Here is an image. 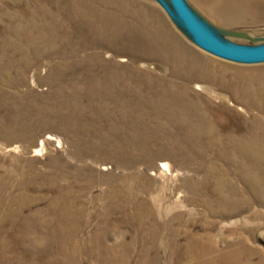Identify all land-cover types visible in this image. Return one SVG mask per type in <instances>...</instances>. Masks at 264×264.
Masks as SVG:
<instances>
[{"label": "rangeland", "instance_id": "1", "mask_svg": "<svg viewBox=\"0 0 264 264\" xmlns=\"http://www.w3.org/2000/svg\"><path fill=\"white\" fill-rule=\"evenodd\" d=\"M65 1L72 3L0 0L15 21L0 10V264H66V256L50 243L49 219L77 229L74 237L84 247L75 254L78 264H225L218 256L231 250L242 251L240 264H259L264 258V63L242 64L203 50L156 0H119L105 7L133 25L152 18L177 35L191 55L202 56L210 79L198 78L197 66L164 60L129 25L114 44L98 41L95 52H87L80 43L82 24L67 20L74 6ZM237 1L246 17L241 22L225 21L224 12L187 0L224 38L264 42V0ZM42 4L55 17L42 13L33 27L38 18L33 13ZM39 34L42 42L30 49L29 35ZM12 39L19 50L11 48ZM61 53L74 57L61 60ZM89 64L93 74L86 71ZM23 72L26 83L18 86ZM107 78L112 88L121 89L115 91V105L99 102V95L93 100L87 91L91 79ZM170 88L188 91L187 100L197 104L198 133L188 131L196 129L193 123L181 127L168 109L152 107L154 97L161 92L167 98ZM139 97H153L146 101L148 109L136 101ZM100 108L108 114H100ZM114 109L132 114L116 122ZM147 112L150 131L130 140L136 133L125 127L133 113L145 120ZM110 123L124 128L114 139L132 141L133 151L121 147V155L111 157L116 146L100 134ZM43 140L46 150L39 154ZM165 161L172 170L162 167ZM63 205L71 212L64 222L57 220ZM193 237L213 242L216 249L200 260L184 259L180 248ZM66 247L61 249L73 253Z\"/></svg>", "mask_w": 264, "mask_h": 264}, {"label": "bare ground", "instance_id": "2", "mask_svg": "<svg viewBox=\"0 0 264 264\" xmlns=\"http://www.w3.org/2000/svg\"><path fill=\"white\" fill-rule=\"evenodd\" d=\"M116 1H119V0H72V3L71 2L67 3L65 1L66 6H68L70 4H73V6H74L67 13V20L70 22L76 23V24L77 23L82 24V30L84 31V33L82 34V38L80 40V43H81V45L83 44L84 46H86L85 50L87 52L89 50H92L95 52L96 46L99 47L98 43H97L98 41L104 42L105 40H109L111 43L114 44L113 41L115 40V38H116V40H119L120 36L122 35V32H123L122 27L124 25H129L130 27H133L134 29H136L135 32L138 33V35L140 34L142 36H145L146 40L152 44V46H151V47H153L152 50L153 51L155 50L156 54H160V56L164 60L170 61L173 63L176 62L180 66L181 65L184 66V64L187 62L189 67L191 65L198 67V68H195L197 70L196 74H197L198 78H200V79H210L211 78L210 72L207 71L206 68H204V66L202 65V59H201L202 56L201 55H197V56L191 55L190 49L187 47V45L185 43H183L181 38H179L177 35L172 37L169 34V32L165 28L163 30V28L160 25L157 27L156 21H153L152 18L150 21L145 20V19H144V21L138 20L137 23L133 25V24H130L132 22L131 20L127 21V20H125V18H123V20H122L119 15H115L112 11L106 10L105 6L109 5L110 2H112V4H114ZM195 1H197V3H199L202 7L206 8L210 11H213L218 15H219V12H224L225 15H223V18L225 21L241 22V21L246 20V17L243 16L242 5L237 0H195ZM55 3H59V4L62 3L63 4V0L62 1L56 0ZM42 5H40L39 10H37L33 13L34 16H38L37 19L32 20L33 27L38 28L39 16L42 13L45 14V16L51 18V20L55 17L54 13H49L48 11H45L43 9V7L45 5H43V6ZM117 6L119 7L121 5L118 4ZM117 6L115 5V8ZM0 10H2V12H1V14L3 15L2 17H4V18L7 17L13 23L15 22L14 20L10 19V17H9V14H11L10 10H6L5 8H0ZM116 11L119 12V9L116 8ZM121 12H126L128 15L130 14L126 10H122ZM141 13L143 14V12H138L137 16ZM55 15L57 16V13H55ZM133 17L136 19L135 15H133ZM252 18L256 19L255 16H252ZM159 19L162 20L161 17ZM1 20H3V19H1ZM149 25H153L154 29L150 30ZM129 26H127V27H129ZM105 30H110V31L105 32ZM114 30H115V32H114ZM15 36H17L18 38H20V37L26 38L25 34L22 32H18V33L16 32ZM34 36L29 35V38L31 39V44L29 43V45H30V49L35 50L39 47L38 43L42 42L43 34L42 35L41 34L34 35ZM169 41L179 42V44L175 45L174 43H171ZM10 46H12L11 47L12 49L19 50V48L17 46V42L14 39H12V41H10ZM28 49L29 48L27 47V50ZM30 49H29V51H30ZM68 55L70 56V58L74 57L73 53H69V54L61 53V54H59V57L61 58V60H66ZM95 55L101 56V52L99 54H95ZM61 60H60L61 64H59V66H61V65L64 66L65 64L63 62H65V61H61ZM93 60L94 61L98 60V63H99V57H93ZM87 62L89 63V61H87ZM192 69H194V68H192ZM93 70H94V66L90 65V67H88V69L86 71L89 74H93ZM21 71H24V70L21 69ZM24 72H23V75H21L22 78H20V80L22 79V81L18 80V82H17L18 86L20 84L26 83V74ZM19 73H20V71H19ZM119 77L122 78L121 75H119ZM12 81L13 80L11 79V84H12ZM122 82H123V80H122ZM14 84H16L15 79H14ZM71 84L72 83H70V85ZM93 85H99L100 88H91V87H93ZM88 86H89V88H87V91L89 92V95L92 97L93 100H95L97 95H99L97 97L98 99H100L99 102H101V103L106 102V104L107 103H109V104L113 103L114 105L116 102L115 101V98H116L115 95L117 93L115 91L121 90L120 88H117V89L112 88L113 87V81L109 78L103 79L100 81H95L94 79H91V81L88 82ZM169 86H175V83H173ZM200 88L206 90L210 94L215 93V91L212 88H209L205 85L200 86ZM166 92H167V96H166L167 98H163L162 93L160 92L156 97H154L153 101L149 100L150 98H153V97H148V98L146 97V99L148 101H152L153 105L152 104L151 105L155 110H160V109L167 110L168 109V111H167L168 116L170 118H172L177 125L184 127V128L185 127L188 128L193 123V125L195 126L196 129L191 130L189 128L188 131H190V133H193V134L198 133L199 128H201V126L199 124L202 123L200 120H198V118H200V116L198 115L200 112H198L199 108L195 102H192V101L190 102L187 100L188 98H186V95H187L188 91L185 93L184 92L177 93L171 89V91H166ZM158 97L161 99H159ZM74 100H75L76 104L79 103L78 98H75ZM147 100H145V97H143V98L139 97L136 101L140 105H142L144 108L148 109L146 107V101ZM118 101H121V100H118ZM124 103H125V101H124ZM94 113H96V112L94 111ZM99 113L103 114V115L108 114L104 108H100ZM113 114L116 117L114 121L118 122L119 120L117 117L127 118V117H129L130 114H132V112L125 113L124 111L114 109ZM143 119H144V116L142 114L134 115V113H133L132 121L129 122V124H127L125 127L126 132L136 133L134 135H131L130 140H134L133 137L137 138V135L139 133H143L144 131L146 132L147 128H148L147 132L150 131L149 129L151 127V124L148 121V112L145 115V120H143ZM192 120H193V122H192ZM202 121H203V119H202ZM143 125H145V129L143 128ZM121 129H124V128H121L119 125H117L115 123H112V124L110 123V126L107 128V132H104L102 134V132L99 131L100 134L102 135V138L106 142V144L116 146V148H114V151L112 153H110L111 157L120 156L122 153L121 147L125 150H130L131 145H133L131 143L132 141H128L127 139H125L124 144H122L124 139L122 140L119 138V140L116 142V140L118 138L114 139V135H115L114 133H116L118 130H121ZM157 132H160V134L165 135L164 132H162L160 130H156V133ZM45 150H46V141L43 140L41 142L40 147H38L36 149V151H37V153L42 154L43 151H45ZM131 151H133V150H130L129 152H131ZM153 165H154V163H153ZM162 167L165 170H169V171L172 170L171 163L166 162V161L163 162ZM68 206L69 205L61 206V210L63 213L59 212L57 220L64 222V220L69 219L68 215H70L71 212L69 211V214H67V210L68 209L70 210V208ZM53 209H54V207H53ZM67 216H68V218H67ZM49 221L50 222H46L45 225L48 228H50L51 232H52L50 234L51 235L50 236V243L52 244V242H53L55 244L54 246L56 248L58 247V249L60 250V253L64 256H66V260H67L66 264H78V262L76 261L77 256H75V254L79 251L83 252L84 247H82L80 240L78 238L74 237V235L77 236V233H78L77 229L74 230V228H72L69 225V223H65V224L60 223L57 225H54V224L52 225L51 219H49ZM72 236L74 237V239L72 238ZM42 240H43V241H41L42 243H44V244L48 243L47 242L48 240H45V238H42ZM75 240H77V242H75ZM71 244L74 246H72ZM49 246H51V245H49ZM65 246H68V247H66V249L72 248L71 252H73V253L69 254V253H66L65 250L61 249V248H65ZM98 246L106 247V244L103 243L102 240H98ZM213 249H216V246L214 245L213 242L211 243L210 241H207V242L201 241V243H200L198 238L193 237L188 241L187 244L183 245L180 248V252L183 253L182 256L186 260H193V259H199L200 260L201 257H203V255H209V253ZM212 252H214V251H212ZM241 252L242 251H240V250H236V251L231 250L230 252H227V253H220L218 257L220 260L225 262V264H240V260H239L238 256L240 255ZM64 253H66V255ZM259 261H261L259 264H264V258L263 257ZM55 262H57V261L55 260ZM200 264H208V262H200Z\"/></svg>", "mask_w": 264, "mask_h": 264}, {"label": "water", "instance_id": "3", "mask_svg": "<svg viewBox=\"0 0 264 264\" xmlns=\"http://www.w3.org/2000/svg\"><path fill=\"white\" fill-rule=\"evenodd\" d=\"M203 50L242 64L264 63V42L245 44L224 38L187 0H156Z\"/></svg>", "mask_w": 264, "mask_h": 264}]
</instances>
